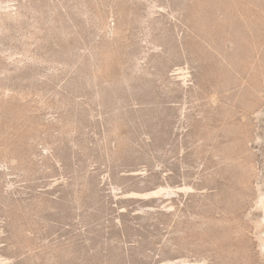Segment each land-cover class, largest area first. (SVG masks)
I'll list each match as a JSON object with an SVG mask.
<instances>
[{
	"label": "rangeland",
	"instance_id": "rangeland-1",
	"mask_svg": "<svg viewBox=\"0 0 264 264\" xmlns=\"http://www.w3.org/2000/svg\"><path fill=\"white\" fill-rule=\"evenodd\" d=\"M173 262L264 264V0H0V264Z\"/></svg>",
	"mask_w": 264,
	"mask_h": 264
},
{
	"label": "bare ground",
	"instance_id": "bare-ground-1",
	"mask_svg": "<svg viewBox=\"0 0 264 264\" xmlns=\"http://www.w3.org/2000/svg\"><path fill=\"white\" fill-rule=\"evenodd\" d=\"M6 263H8V262H6ZM170 264H175L174 262L173 263H170ZM177 264V263H176ZM179 264V263H178Z\"/></svg>",
	"mask_w": 264,
	"mask_h": 264
}]
</instances>
